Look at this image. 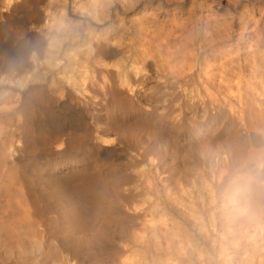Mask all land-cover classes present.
Listing matches in <instances>:
<instances>
[{
  "label": "bare ground",
  "instance_id": "1",
  "mask_svg": "<svg viewBox=\"0 0 264 264\" xmlns=\"http://www.w3.org/2000/svg\"><path fill=\"white\" fill-rule=\"evenodd\" d=\"M39 1L5 0V10L0 11V19L4 21L0 22V36L1 32L12 36L23 34L24 37L17 40L23 52L35 47L30 41L32 33L31 36H27L29 33L26 35L27 25L41 28L38 25L43 15L36 8ZM109 1H105L107 14L110 13ZM119 1L128 11L140 8V16H123L116 21V25L109 20L103 33L108 37L89 36L84 54L95 51V56L86 57V61H89L92 76L101 83L102 90L97 93L98 102L94 104V113L90 116L92 123L88 122L89 112L79 107L70 90L56 82L50 85L46 82L34 83L35 79L30 75L18 83L19 87L14 88L20 99L16 107L6 110L11 118L17 117L11 124L13 129L9 136L6 133L0 136V174H3L6 163H10L6 169H14L10 180L17 188L7 193L4 209L0 212V264H38L44 251L56 254L66 251L70 264H111L110 257L106 256H113L122 248L126 255L120 264H168V259L174 264H183L200 247L198 240L203 236L201 230L198 233L197 225L199 223L200 229L205 227L202 220L206 203L191 189L186 190L185 200L168 197L164 201L165 205L173 207L172 214L178 217V221L166 223L163 218L160 225L145 227L131 243L124 223L127 224L144 209L141 204L143 201L140 204L134 201L133 204L126 196L129 194H117L107 199L102 170L90 172L88 166H77L71 162L60 165L65 173L60 175L57 189L63 194L62 198H67L71 203L67 222L69 226L65 228L72 233L70 238L62 232L57 235L48 227L42 210L46 207L39 204L38 191L32 186L36 173L39 172L40 176V172L46 169L40 165L29 169L36 150H40L41 155L64 154L74 146L79 148L84 140H89L84 143L86 147L83 152L88 153L91 162L95 163L117 150L121 136L117 129L109 126L112 123H109L110 119L108 122L102 121L100 115L108 103L106 97L123 91L122 87L129 85L130 89L135 88L133 96L137 98L141 93L139 90L145 87L144 83L157 76L164 85L176 83L175 93L166 94L165 101L187 99L186 84L189 78L178 70L170 69L169 72L167 68L168 60L176 52L170 48L180 40L188 39L195 28L194 12L198 5L193 0ZM246 6V3L241 8L234 6L227 20L214 19L204 23V29L209 30V41L214 44V57L210 59L209 73L200 81L202 96L198 104L203 112L200 114L204 120L208 119L215 125L218 135L222 132L230 134L225 150L228 149H221L225 155L221 160L227 159V172L223 169L211 176L213 194L219 202L217 207L224 221L219 231L229 243L223 253L225 264H264V23L254 19ZM18 11L23 12V20L14 21L12 17ZM67 25L70 26V23ZM72 28L78 31L76 27ZM78 35L83 36V33ZM0 60L6 64L10 59L0 53ZM127 67L137 71L130 73ZM144 69L147 73L142 74ZM104 73L109 79L107 83L100 81ZM85 79H88L86 74L82 77V80ZM114 82L117 86H114ZM143 95L146 100H152L151 93ZM175 95L178 97L175 98ZM192 112L191 115L195 114ZM14 137L19 146L12 143ZM148 141L136 140L135 148L141 152L140 159H144L149 152ZM6 151L9 160L3 158ZM159 160L152 165L155 171H161ZM137 161L133 160L134 163ZM244 180L253 187L259 185V190L250 185V194L255 196L253 200L252 195L246 198L247 193L242 184ZM132 184L127 190L138 191L140 186ZM256 198H260V201ZM105 203L113 210L112 213L105 212L108 209L102 206ZM107 240L110 241V247L105 251L102 242ZM162 254L167 258L163 259ZM174 258L177 260L174 261ZM200 260L203 263L202 259L197 258L195 263L190 261L187 264H200Z\"/></svg>",
  "mask_w": 264,
  "mask_h": 264
},
{
  "label": "rangeland",
  "instance_id": "2",
  "mask_svg": "<svg viewBox=\"0 0 264 264\" xmlns=\"http://www.w3.org/2000/svg\"><path fill=\"white\" fill-rule=\"evenodd\" d=\"M105 1L108 2V0L39 1L36 4V8L43 15L38 25L41 28L37 29L32 24L27 25L26 35L28 33L30 35L28 34L27 36H31V33L32 36L34 35L30 37V41L35 47L26 52H23L17 44V40H21L24 37L23 34L12 36L9 33L1 32L0 53L10 60L6 64L1 63L0 60V136H3L2 134L4 133L9 136L10 131L13 129L11 124L14 123V119L17 117L12 116L11 118V115L6 114V110L16 107L20 99L19 94L16 95L17 92L14 88L19 87L18 83H21L24 77H29L30 75L35 79L34 83L44 82L45 84L46 82L47 85H50V83L56 82L57 85L69 89L79 107L89 112L88 122L92 123L90 116L94 113V104L98 102L99 96L97 93L102 90H100L101 83L94 78L95 76H92L89 61H86V57L95 56V51L89 52V55L84 54L89 36L108 37L107 34L103 33H105L104 31L110 21L115 22L113 24L116 25V21L123 16L125 18H137L140 16V8L128 11L119 0L109 1L110 13L108 12L107 14ZM3 2L5 0H0L1 12L5 10ZM193 3L198 5L194 12L196 15L195 28L188 39L185 40L184 38L174 45L175 47L170 48V50L176 52L172 55V59L168 60L169 68H167L169 72L170 69L173 71L178 70L182 75L189 78L186 84L187 99H175L173 102L172 99L165 101L166 94L169 96L171 93H175L176 83L164 85L163 80L157 76L150 78L144 83L145 87L139 90V93L140 91L141 93L137 98L133 96L135 88L130 89L129 85L122 87L123 91L106 97L108 103L105 105L106 107L104 106L103 114L100 115L103 118L102 121L108 122V119H110L109 123H112L109 126L117 129L121 136V141L116 146L117 150L113 154L101 157L97 163L91 162L88 153L83 152L86 147L84 143L89 142V140H84L82 142L83 145L79 148L74 146V148L64 154L41 155L39 154L40 150H36L33 154L29 169L33 166V169L35 167L38 168V165L46 169L43 172L41 171L42 173L40 172L42 174L40 176L39 172L36 171L37 173L32 179V186L35 191H38L36 193L39 195V204L42 207H46L42 209L45 214V222L57 235L62 232L68 238L72 236V233L65 229L66 226H69L67 222L71 203L66 200L67 198H62L63 196L61 195L63 194L57 189L58 179H60V175L62 176L65 173L64 170L62 172L63 166L60 167V165L64 164V162H71L77 166H88L90 172L96 173L97 170H102V175H104L103 177L106 181L105 195L107 199L110 200L117 194L120 196L121 194H129L126 196L129 197L128 200L130 202L136 201V204L143 201L141 204L144 205V209H141L139 214L132 217L127 224L124 223L131 243L135 241L136 236L140 235L145 227L160 225L163 218L166 223L171 222V220L172 222L178 221V217L172 214L173 207L169 204L165 205L164 201L168 197H180L185 200L187 199L186 190H193L206 203L202 220V222H205V227L203 226L200 229L198 223V233L201 230L203 237L198 240L200 247H197L194 250L195 252H192L191 258L187 262L195 263L196 259L199 258L203 261L202 263L200 260V264H225L223 263V253L229 243L220 232V226H223L224 221L217 207L219 202L213 194L211 176L214 172L223 169L227 172V159L224 162V158L222 160L221 158L225 157L222 151L228 149L225 150L226 146H228L227 139L229 140L230 134L222 132L223 134L219 133L218 135L215 132V125L208 119L204 120L202 114H200L203 113L198 104L202 96L200 81L209 73L210 59L212 60L214 57V44L209 41V30L204 29L206 26L204 23L207 20L213 21L214 19L227 20L231 16L233 8H241L245 3L248 6L246 8H248V11L250 10L249 12H251L254 19H260L264 23V0H193ZM186 5L189 6V3H186ZM21 13L23 12L18 11L12 19L14 21L23 20V14ZM2 20L0 19V22H4ZM68 23H70V26L67 25ZM72 27H76L78 31H73L74 28ZM79 33H83V36L78 35ZM110 37L113 38L114 35L111 34ZM113 46L116 45L113 44ZM21 52L23 53L20 54ZM127 68L130 73L137 71L135 69L132 70L130 67ZM84 73L88 76V79L82 80V77L85 76ZM144 73H147V70L144 69L142 74ZM103 75L104 78L101 76L100 81L107 83L109 80L108 76L105 73ZM68 77L70 79L67 81ZM177 77L179 78V76ZM114 86H117L115 82ZM144 93H151L152 100H146L143 97L145 96L143 95ZM176 97L178 95H175ZM190 102L192 104H189ZM192 111L195 114L191 115ZM197 114L198 116H196ZM139 139L149 140L147 147L149 152L144 159L139 158L141 152H137V148H135L136 140L138 141ZM12 141L14 145H20L15 141V137ZM221 149L223 150L221 151ZM3 158L10 159L8 151L3 155ZM158 158L160 159V167L163 172L160 170L155 171L154 167H152ZM136 159L138 161L134 163L133 160L136 161ZM6 167H10V163H6ZM6 167L3 174H0V212L4 209L7 193L17 188V185L12 184L10 180L14 169H8L10 173ZM245 181H243L245 184L241 183L247 193L246 198L252 195L253 200L255 196L250 194L252 184ZM132 183L140 186L138 191L135 190L133 192L131 190V192L127 190ZM148 186H150V190ZM258 186L254 185L252 187L259 190ZM151 187H153L152 191ZM41 194H43V197ZM257 201H260V198ZM102 206L108 207L105 212H113L107 203ZM98 219L99 217H97ZM47 242L51 241L47 240ZM102 244L105 251L106 248L110 247L109 240L103 241ZM43 250H46V248ZM189 251L191 254V250ZM66 253V251L58 254L44 251L42 257H40L41 262L37 263L70 264L67 261L68 255ZM124 255L126 253L123 252L122 248V250L116 251L113 256L109 254L106 257H110L108 259L111 264H120ZM161 256H163V259L167 258L164 254ZM176 260L174 258V261ZM187 262L184 261L183 264H187ZM167 263L174 264L170 259L167 260Z\"/></svg>",
  "mask_w": 264,
  "mask_h": 264
}]
</instances>
